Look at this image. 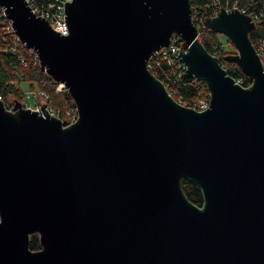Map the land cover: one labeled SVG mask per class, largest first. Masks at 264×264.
Segmentation results:
<instances>
[{
	"label": "water",
	"instance_id": "95a60500",
	"mask_svg": "<svg viewBox=\"0 0 264 264\" xmlns=\"http://www.w3.org/2000/svg\"><path fill=\"white\" fill-rule=\"evenodd\" d=\"M0 5L80 110L64 127L0 100V264H264V65L248 15L206 18L235 46L225 60L246 88L201 43L190 0H72L68 36L27 0ZM174 34L185 76L210 90L205 111L148 68ZM182 179L202 188V207Z\"/></svg>",
	"mask_w": 264,
	"mask_h": 264
},
{
	"label": "trees",
	"instance_id": "16d2710c",
	"mask_svg": "<svg viewBox=\"0 0 264 264\" xmlns=\"http://www.w3.org/2000/svg\"><path fill=\"white\" fill-rule=\"evenodd\" d=\"M55 1L32 0L33 5L40 10L47 9ZM212 1L190 0L193 16L196 13L200 17L208 18L211 15L210 7ZM239 1L241 3L244 2V0ZM3 20H0V43L6 35L3 29ZM198 31L201 43L208 52L217 55L221 60L222 66L235 80L240 81L243 87H250L253 84L252 78L247 76L238 64L225 60V56L235 53L236 48L234 47L233 51H227L219 38V33L210 30L208 26L201 27ZM249 36L252 43H255L258 38H264V24L258 25L254 31L250 32ZM150 70L157 79L164 82L167 89L172 92L173 98L177 101L183 100L191 103L199 97L208 99L210 97V90L205 82L195 78H187L184 74L179 76L176 68L169 65L166 60L161 59L153 62ZM23 82L30 83L31 88H39L47 92L50 96L49 104L57 109L65 111L70 106L75 105L74 98L69 91H57V82L47 74L41 64H36L35 54L28 55L27 63L24 65L17 54L4 52L0 49V95L4 97L9 95L19 97L23 93ZM181 187L193 204L198 207L204 205V194L199 185L187 179H182ZM29 247L32 251H39L42 248L38 233L31 235Z\"/></svg>",
	"mask_w": 264,
	"mask_h": 264
},
{
	"label": "built area",
	"instance_id": "2783aa9c",
	"mask_svg": "<svg viewBox=\"0 0 264 264\" xmlns=\"http://www.w3.org/2000/svg\"><path fill=\"white\" fill-rule=\"evenodd\" d=\"M27 2L32 8L33 12H35L39 17L48 20L55 31L59 32L63 36H68L70 34V30L66 22L65 9L66 5L72 2V0H56L45 10H40L35 7L32 0H27ZM222 8L227 11L237 8L242 13L248 15L256 27L258 25L264 24V0H244L243 3H241L239 0H213L210 7L211 15L208 18L216 17ZM1 19H4L3 29L5 30L6 35L2 38L3 41L0 43V49L4 52L17 54L21 63L24 65L27 63V56L35 54L36 64H41L37 52L34 49L28 48L27 45L17 35L12 21L8 19L6 15L5 8L0 5V20ZM192 20L195 23L197 29L207 26L206 18L200 17L196 13L193 16V10ZM198 34L200 38L199 31ZM253 45L264 65V38L256 39ZM186 51L187 47L185 41L180 35L174 34L171 38V43L168 46L162 47L160 50L153 53L150 60L148 61V68L150 69L153 62L163 59L166 60L169 65L176 68L179 76H182L183 74L185 75L187 66L181 62V57H179V54ZM237 83H240V81H237ZM57 85L58 92L69 91L64 83L57 82ZM168 92L173 97L172 92L169 90ZM13 96L14 99L9 102L7 97L0 95V100L4 102L5 108L8 111L13 112L15 104L20 102L23 109L36 111L41 116H44L46 111L50 117L61 120L64 124V127H70L80 120V110L76 103L65 111L57 109L49 104V94L39 88H31L30 91L23 92L19 97L15 95ZM209 96V99L205 97H199L191 103L183 100L176 101L183 106L190 107L197 111H205L209 109L211 105V93H209Z\"/></svg>",
	"mask_w": 264,
	"mask_h": 264
},
{
	"label": "rangeland",
	"instance_id": "374dc122",
	"mask_svg": "<svg viewBox=\"0 0 264 264\" xmlns=\"http://www.w3.org/2000/svg\"><path fill=\"white\" fill-rule=\"evenodd\" d=\"M219 38H220V40L223 42V44H224V46H225V49L227 50V51H233L234 50V45L232 44V42L228 39V37L227 36H225V35H223V34H219ZM30 89H31V85H30V83H28V82H23L22 83V90H23V92H28V91H30ZM14 99V96L13 95H9L8 97H7V100L9 101V102H11L12 100Z\"/></svg>",
	"mask_w": 264,
	"mask_h": 264
}]
</instances>
